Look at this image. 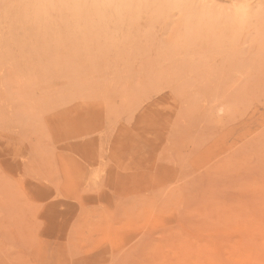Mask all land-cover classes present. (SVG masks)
Listing matches in <instances>:
<instances>
[{"label": "rangeland", "instance_id": "374dc122", "mask_svg": "<svg viewBox=\"0 0 264 264\" xmlns=\"http://www.w3.org/2000/svg\"><path fill=\"white\" fill-rule=\"evenodd\" d=\"M0 264H264V0H0Z\"/></svg>", "mask_w": 264, "mask_h": 264}, {"label": "bare ground", "instance_id": "6f19581e", "mask_svg": "<svg viewBox=\"0 0 264 264\" xmlns=\"http://www.w3.org/2000/svg\"><path fill=\"white\" fill-rule=\"evenodd\" d=\"M143 1V0H142ZM146 1H148V0H146ZM144 4V3H143ZM92 5V4H91ZM129 6V5H128Z\"/></svg>", "mask_w": 264, "mask_h": 264}]
</instances>
